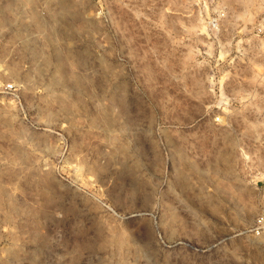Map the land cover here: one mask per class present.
<instances>
[{
    "label": "rangeland",
    "instance_id": "obj_1",
    "mask_svg": "<svg viewBox=\"0 0 264 264\" xmlns=\"http://www.w3.org/2000/svg\"><path fill=\"white\" fill-rule=\"evenodd\" d=\"M263 210L264 0H0V264H264Z\"/></svg>",
    "mask_w": 264,
    "mask_h": 264
},
{
    "label": "built area",
    "instance_id": "obj_2",
    "mask_svg": "<svg viewBox=\"0 0 264 264\" xmlns=\"http://www.w3.org/2000/svg\"><path fill=\"white\" fill-rule=\"evenodd\" d=\"M212 23H213V25H214V24H216L217 22H216L215 20H213ZM258 223L261 224L262 226L264 225V210H263V212H262L261 215H260V219H259Z\"/></svg>",
    "mask_w": 264,
    "mask_h": 264
}]
</instances>
